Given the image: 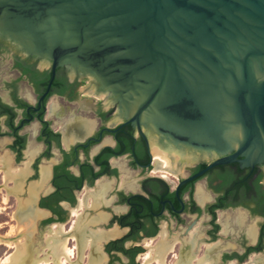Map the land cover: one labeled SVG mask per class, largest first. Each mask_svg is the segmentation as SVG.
Segmentation results:
<instances>
[{"label":"flooded vegetation","instance_id":"1","mask_svg":"<svg viewBox=\"0 0 264 264\" xmlns=\"http://www.w3.org/2000/svg\"><path fill=\"white\" fill-rule=\"evenodd\" d=\"M166 154L89 74L0 31V213L34 215L35 263L55 243L60 264H264V161L196 175L209 157Z\"/></svg>","mask_w":264,"mask_h":264},{"label":"water","instance_id":"2","mask_svg":"<svg viewBox=\"0 0 264 264\" xmlns=\"http://www.w3.org/2000/svg\"><path fill=\"white\" fill-rule=\"evenodd\" d=\"M0 31L89 74L148 139L209 157L196 175L264 161V0H0Z\"/></svg>","mask_w":264,"mask_h":264},{"label":"bare ground","instance_id":"3","mask_svg":"<svg viewBox=\"0 0 264 264\" xmlns=\"http://www.w3.org/2000/svg\"><path fill=\"white\" fill-rule=\"evenodd\" d=\"M55 107V106H54ZM55 109H56V107H55ZM119 120V119H118ZM149 140H150V145H151V147L154 149V154L155 155H157V157L159 156L161 159H163V161L166 163V164H168L169 163V161H170V159L168 158V156H167V154L165 153H163V150L162 149H160V147H161V144H160V142H159V140H158V138L156 137V136H150V138H149ZM164 148V147H163ZM166 149L167 150H169V151H171L173 154H174V156H175V158H174V160L175 161H177V160H179V159H184L185 161H192L194 158H196V157H198V155L197 154H194V153H188V151L186 152L185 150H182V149H177V148H175V147H172V146H168V147H166ZM161 150V151H160ZM36 151V150H35ZM165 151V150H164ZM185 151V152H184ZM36 153V152H35ZM155 157V156H154ZM10 160H11V158H10ZM2 161V160H1ZM190 161V162H191ZM3 162V161H2ZM5 162V161H4ZM188 163V162H187ZM2 164V163H1ZM182 164V163H181ZM6 166H8V165H6ZM5 166V167H6ZM12 166H13V164H12ZM167 166V165H166ZM1 168V167H0ZM180 168V167H179ZM2 169V168H1ZM19 169V168H18ZM161 169V168H160ZM183 170V169H182ZM14 171V170H13ZM26 171V170H25ZM47 172V171H46ZM182 172V171H181ZM5 173V172H4ZM12 173V172H11ZM128 173V172H127ZM180 173V172H179ZM7 174V173H6ZM129 174V173H128ZM7 175H9V174H7ZM17 175V174H16ZM46 176V175H45ZM4 177H5V174H4ZM49 177V176H48ZM8 178V177H7ZM10 179V178H9ZM43 179V178H42ZM6 180V179H5ZM16 180V179H15ZM19 180V179H18ZM17 180V181H18ZM13 181V180H12ZM47 182V181H46ZM123 182H124V180H123ZM20 185H21V183H19ZM3 185V184H2ZM7 185V184H6ZM5 185V186H6ZM19 186V185H18ZM201 187H202V185H201ZM16 188H18V187H16ZM15 188V189H16ZM20 188V187H19ZM34 188V187H33ZM33 188H32V190H33ZM35 188H36V186H35ZM35 188H34V192H36L35 191ZM204 188V187H203ZM8 189V188H7ZM20 189H22V187L20 188ZM43 189V188H42ZM36 190H37V188H36ZM205 190V189H204ZM32 191V192H33ZM8 192V191H7ZM208 192V191H207ZM15 193V192H14ZM206 193V192H205ZM9 195V194H8ZM36 195H38V194H36ZM7 198V197H6ZM36 198H38V197H36ZM8 199V198H7ZM31 199H33L34 200V198H31ZM21 200V199H20ZM85 200V199H84ZM83 200V201H84ZM88 201V200H87ZM21 202V201H20ZM19 202V204L21 205V204H23L22 202H24L23 200H22V202L20 203ZM36 202V201H35ZM80 202V201H79ZM81 202H82V200H81ZM24 203H27L26 201L24 202ZM34 203V202H33ZM80 204V203H79ZM108 204V203H107ZM26 205V204H25ZM25 205H21V206H25ZM84 206V205H83ZM86 206H88L87 204L85 205V207ZM36 207V206H35ZM34 207V208H35ZM92 207V206H91ZM29 208H30V206H29ZM80 208H81V206H80ZM19 210V209H18ZM34 209L32 208L31 209V212L33 211ZM74 210V209H73ZM78 210V209H77ZM24 211V210H23ZM26 212V211H25ZM245 212V211H244ZM20 213V212H19ZM23 213V212H22ZM29 212H27V214H28ZM76 213V212H75ZM74 213V214H75ZM225 213V212H224ZM16 214H17V211H16ZM24 214V213H23ZM77 214V213H76ZM241 214V213H240ZM247 214V213H246ZM24 215H26V214H24ZM77 215H80V218H81V214H77ZM102 215V214H101ZM221 215H223V214H221ZM225 215V214H224ZM236 215H238V214H236ZM232 216V215H231ZM248 216V215H247ZM77 217V216H76ZM230 217V216H229ZM235 217V216H234ZM19 219H20V221H21V224H22V221L25 219V218H29V222L27 223L28 225H29V227L27 228V231H28V238H30V239H32L34 236H35V228H34V225H33V220H34V215L31 213V214H29V215H27V216H23V217H18ZM78 218H79V216H78ZM226 218V220H227V218H228V216L227 217H225ZM222 219H224V217L222 218ZM231 219H232V217H231ZM236 219V218H235ZM242 219V217H241V215L239 216V222L240 221H242L241 220ZM79 220V219H78ZM247 220V219H246ZM37 221H38V219H37ZM80 221V220H79ZM34 222H35V220H34ZM78 222V221H77ZM249 222V221H248ZM245 223H247V222H245ZM91 224V223H90ZM94 224V223H93ZM242 224V223H241ZM244 224V223H243ZM57 225V224H56ZM63 225V224H62ZM82 224H80V226H81ZM246 225V224H245ZM76 226V225H75ZM242 226V225H241ZM56 227V226H55ZM83 227H85L84 225H83ZM228 227V226H227ZM249 227V226H248ZM62 228H63V226H62ZM81 228V227H80ZM86 229V228H85ZM88 229V228H87ZM60 230H62V229H60ZM71 230H73V229H71ZM70 230V231H71ZM80 230V229H79ZM82 230V229H81ZM114 230V229H113ZM195 230V229H194ZM248 230H250V228H248ZM73 231H75V230H73ZM89 231V230H88ZM101 231V230H100ZM166 231H168V230H166ZM228 231V230H227ZM254 231V230H253ZM256 231V230H255ZM254 231V232H255ZM25 232V231H24ZM63 232H64V230H63ZM93 232V231H92ZM102 232V231H101ZM163 232H164V230H163ZM65 233V232H64ZM94 233V232H93ZM92 233V234H93ZM162 233V232H161ZM194 233V232H193ZM192 233V234H193ZM57 234V233H56ZM69 234V233H68ZM84 234H85V232H84ZM95 234V233H94ZM93 234V235H94ZM191 234V235H192ZM51 235V234H50ZM58 235V234H57ZM86 235L89 237L90 235H88L87 233H86ZM95 235H97V232H96V234ZM100 235V234H99ZM161 235H163V233L161 234ZM176 235V234H175ZM190 235V236H191ZM53 236H54V232H53ZM62 236V235H61ZM60 236V237H61ZM64 236V235H63ZM102 236H103V234H102ZM178 236V235H177ZM49 237H52V236H49ZM77 237V236H76ZM99 237V236H98ZM170 237H172V236H170ZM175 237V236H174ZM193 237V236H192ZM62 238H64V237H62ZM74 239H75V237H73ZM78 238V237H77ZM163 238V237H162ZM177 238V237H176ZM195 238V236L192 238V239H194ZM49 239V238H48ZM61 239V238H60ZM88 238H86V240H87ZM164 239V238H163ZM2 240H6V241H9V239H6L5 237H0V244L2 243ZM62 240V239H61ZM96 240V239H95ZM166 240V239H165ZM165 240H163V241H165ZM167 240H168V238H167ZM177 240V239H176ZM251 240V239H250ZM88 242H89V240H87ZM87 241L85 242V243H87ZM10 242V241H9ZM18 242H19V240H18ZM64 242V241H63ZM82 242V241H81ZM172 242H173V240H172ZM189 242H191L192 243V241H189ZM22 243V242H21ZM21 243H19L18 244V248H19V250L21 251L20 252V254L17 256V258H15V257H13L12 255L11 256H7V257H5V259H3L2 261L0 260V264H40L41 262H40V260L38 261V262H34V260H35V257L33 256H31L30 255V253H31V249H29L28 248V246L26 245V244H21ZM64 243H66V242H64ZM162 243V242H161ZM168 243H170V242H168ZM182 243V242H181ZM190 243V244H191ZM7 244H9V243H7ZM76 244H78V243H76ZM95 244V243H94ZM98 244V243H97ZM102 244V243H101ZM50 245V248L49 249H52V259H53V261H54V264H60V260L57 258V251L59 252V249H61L60 247H59V249H58V245L57 244H55V243H53V244H49ZM83 245V244H82ZM214 245V244H213ZM63 246H66L65 244L63 245ZM87 246H88V244H87ZM92 246H94L93 244H92ZM96 246V245H95ZM171 246V245H170ZM174 246V245H173ZM90 247V246H89ZM76 248V247H75ZM78 248H79V246H78ZM77 248V249H78ZM92 248V247H91ZM167 248V247H166ZM77 249H76V251H77ZM82 249V248H81ZM85 249V248H84ZM99 249V248H98ZM169 249V248H168ZM171 249L173 250V247H171ZM65 250H67L68 251V249H65ZM64 250V251H65ZM51 251V250H50ZM61 251V250H60ZM62 251H63V249H62ZM79 251V250H78ZM99 252V251H98ZM102 252V251H101ZM208 252V251H207ZM61 253H65V254H67V256H68V252H61ZM77 253H79V252H77ZM158 253V252H157ZM189 253V252H188ZM151 254V253H150ZM150 254H148L149 255V257H150ZM156 254V253H155ZM167 254V253H166ZM62 254H59L58 255V257L59 256H61ZM82 255H83V251H82ZM81 255V256H82ZM157 255V254H156ZM165 255V254H164ZM188 255V254H187ZM220 255V254H219ZM64 256V255H63ZM78 256H79V254H78ZM95 256H96V254H95ZM83 257V256H82ZM163 258H164V256H162ZM40 258V257H39ZM64 258H65V256H64ZM147 258V257H146ZM162 258V259H163ZM181 258V257H180ZM41 259V258H40ZM44 260V259H43ZM51 260V259H50ZM80 260H81V258H80ZM159 260V259H158ZM191 260V259H190ZM258 260V259H257ZM52 261V260H51ZM67 261V260H66ZM76 261V260H75ZM91 261V260H90ZM102 261V260H101ZM160 261H161V258H160ZM164 261H165V259H164ZM164 261H162V262H164ZM181 261H182V259H181ZM180 261V262H181ZM65 262V260L63 261V263ZM80 262V261H79ZM83 262V261H82ZM92 262V261H91ZM91 262H90V264H91ZM183 262V261H182ZM255 262V261H254ZM73 263H75L74 261H73ZM72 263V264H73ZM93 263H95V261L93 262ZM102 263V262H101ZM165 263V262H164ZM163 263V264H164ZM256 263V262H255ZM44 264H48V259H46L45 260V262H44ZM79 264H82V263H79Z\"/></svg>","mask_w":264,"mask_h":264},{"label":"rangeland","instance_id":"4","mask_svg":"<svg viewBox=\"0 0 264 264\" xmlns=\"http://www.w3.org/2000/svg\"><path fill=\"white\" fill-rule=\"evenodd\" d=\"M89 82L90 83L94 82L93 78L90 75H89ZM152 136L153 137L156 136L157 138H159L158 137L159 135L157 133H153ZM152 150H154V149L152 148ZM162 150H163V153L165 154L166 149L162 148ZM188 153L191 154L193 152L188 151ZM0 211L5 212L2 209ZM2 212L0 213V237L2 236L5 238L6 237H16V238H14V240H9L10 242L6 241V240H2V243L0 244V260L2 261L3 259H5V257L11 256V255L13 257L17 258V256L21 252L18 248V244L21 242H22L21 244L24 243L28 246L29 249H31L30 255L32 257L33 256L35 257V254H34L35 236L32 239L27 237L28 236L27 228L29 227V225L27 224L28 222H22V224H21V221L17 216L6 215L5 213H2ZM18 240H19V242H18ZM7 243H9V244H7ZM45 249H46V247H43V251H41L40 254L43 253L45 251ZM45 260H46V258L43 257L42 260H40V261H42L44 263Z\"/></svg>","mask_w":264,"mask_h":264}]
</instances>
